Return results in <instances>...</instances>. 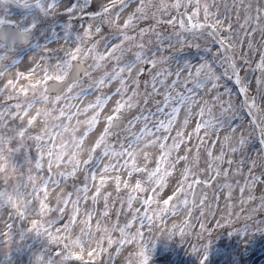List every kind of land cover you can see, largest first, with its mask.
Wrapping results in <instances>:
<instances>
[{
	"label": "snow or ice",
	"instance_id": "snow-or-ice-1",
	"mask_svg": "<svg viewBox=\"0 0 264 264\" xmlns=\"http://www.w3.org/2000/svg\"><path fill=\"white\" fill-rule=\"evenodd\" d=\"M37 6L45 14L61 7L67 19L62 37L56 25L34 20L29 27L44 44L36 37L31 46L47 51L53 40H71L65 58L57 57L59 69L73 56L86 61L91 91L81 94L95 97L89 107L102 119L94 158L127 163L141 149L152 164L157 206L145 197L148 222L171 217L166 235L179 236L200 264H208L214 235L225 226L245 239L264 233V0ZM126 253L117 250L120 264H150L146 247Z\"/></svg>",
	"mask_w": 264,
	"mask_h": 264
},
{
	"label": "rangeland",
	"instance_id": "rangeland-1",
	"mask_svg": "<svg viewBox=\"0 0 264 264\" xmlns=\"http://www.w3.org/2000/svg\"><path fill=\"white\" fill-rule=\"evenodd\" d=\"M48 2H43L45 7ZM4 11L2 20L12 16L11 20L23 29L34 20L48 27L67 19L61 7L47 14L39 7L32 11L14 9L13 13L6 14ZM81 23L76 19L74 24ZM60 35L63 36L62 31ZM61 40L51 42L57 45L52 46L56 58H65V51L73 48L71 40ZM2 53L0 100L8 106L0 110V235L7 234L0 239V264H49L50 261L51 264H80L69 257L72 253L86 259V264H120L117 250L126 258V249L136 251L139 246L148 249L152 264H200L197 255L179 236L166 235V227L173 222L171 217H165L166 224L154 219L158 220L157 227L150 228L148 219L140 221L146 211L145 204L141 203L142 192H147L149 201L157 206L152 195L151 170L140 172L148 165L152 167L145 160L143 150L134 149L136 155L127 163L109 160L107 156L103 162L94 158L99 155V132L94 134L99 120L98 114H93L89 107L95 104V97L81 94V89L91 91L87 88V78L60 99H48L47 105L42 98L33 100L35 94L42 92L13 96V87H22L26 80L18 71L28 74L27 79L37 77L32 73L37 72V63H43V51H32L20 59H16L17 53L11 49H2ZM12 74L22 75L20 82H13ZM84 99L88 102L79 107ZM32 107H35L33 112ZM36 119L42 121L38 126L43 125L42 128L28 130ZM86 131H90L87 137ZM74 132L76 135L72 136ZM92 134L95 135L93 143L78 154L77 146L83 145ZM54 154L73 160L75 168L68 163L65 170L62 162L47 161ZM85 158L91 168L82 167L78 174V163ZM42 159L45 161L41 162ZM105 163L110 165L108 169ZM68 170L73 177L71 181L66 180ZM91 181L95 186L100 182L103 185L92 192ZM147 209L151 212L149 206ZM11 220L15 221L12 227ZM134 224L140 227L134 228ZM263 236L264 233L255 232L245 239L225 226L214 235L209 259L214 264H264Z\"/></svg>",
	"mask_w": 264,
	"mask_h": 264
},
{
	"label": "bare ground",
	"instance_id": "bare-ground-1",
	"mask_svg": "<svg viewBox=\"0 0 264 264\" xmlns=\"http://www.w3.org/2000/svg\"><path fill=\"white\" fill-rule=\"evenodd\" d=\"M55 43H57V42H55ZM53 46H56L57 47V45H55V44H53ZM27 58H30L29 56L27 57ZM85 102H88V101H85V99L83 100V101H81V103H80V105H79V107L80 106H82ZM79 103V102H78ZM35 107H32L31 109H34ZM102 123V119L101 120H99L98 122H97V124H96V127L94 128V134L95 133H97L98 131V129H100V124ZM88 133H90V131H86L85 132V137H87V134ZM94 134H92V135H90V136H88V138L85 140V142H84V144L83 145H78L77 146V152H78V154L79 153H81V150L83 149V147H87V146H89L90 144H92L93 143V138H94ZM76 135V133L74 132L73 134H72V136H75ZM86 160L87 159H83L82 161H80L79 163H78V174L81 172V169H82V167H85V168H91L90 166L88 167V165H87V162H86ZM45 160L44 159H42L41 160V162H44ZM47 161H49V162H51V163H57V162H62L63 164H64V168H65V170H67L68 169V167H69V165H68V163H70V164H72V165H70V166H72L73 168H75V162L72 160V161H70V159H68V158H66V157H59L58 155H56V154H54L50 159H48ZM149 171L151 170V168H147ZM90 172H91V170H90ZM87 173H89V172H87ZM102 178V177H101ZM51 179H54L55 180V176H52V178ZM67 181H69L70 180V178L69 179H66ZM101 185H103V183L102 182H100L97 186H95L94 185V183H93V185H92V187H91V191L93 192H97V190L99 189V187L101 186ZM148 197L149 198V196H148V194H147V192H145V193H143L142 192V198H141V203L142 204H145V197ZM138 200V199H137ZM151 208L152 209H155L156 207L154 206L155 204H153L152 203V201H151ZM145 206V210L146 211H144V215H143V219L142 220H140V221H146L147 220V216H148V213H152V212H148V209H147V206L148 205H144ZM99 208V207H98ZM97 217V216H96ZM159 220V219H158ZM158 220H153L152 221V223H147L148 224V228H150V227H157V221ZM160 221V220H159ZM139 228L140 227V225L138 224V226H136V224H134V228ZM165 236V235H164ZM149 244H151V241L149 242ZM160 252H158L157 254H159ZM150 264H152V262L150 263Z\"/></svg>",
	"mask_w": 264,
	"mask_h": 264
},
{
	"label": "flooded vegetation",
	"instance_id": "flooded-vegetation-1",
	"mask_svg": "<svg viewBox=\"0 0 264 264\" xmlns=\"http://www.w3.org/2000/svg\"><path fill=\"white\" fill-rule=\"evenodd\" d=\"M54 72H55V71H54ZM55 74H56V72H55ZM47 76L50 77V76H49V73L47 74Z\"/></svg>",
	"mask_w": 264,
	"mask_h": 264
}]
</instances>
